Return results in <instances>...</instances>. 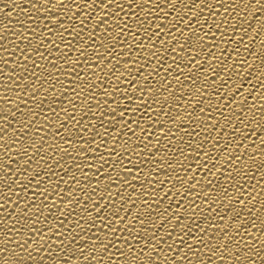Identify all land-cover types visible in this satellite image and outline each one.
<instances>
[{
  "label": "snow or ice",
  "instance_id": "6c2138e0",
  "mask_svg": "<svg viewBox=\"0 0 264 264\" xmlns=\"http://www.w3.org/2000/svg\"><path fill=\"white\" fill-rule=\"evenodd\" d=\"M31 9L22 47L0 21V245L16 236L18 264H264V0Z\"/></svg>",
  "mask_w": 264,
  "mask_h": 264
},
{
  "label": "bare ground",
  "instance_id": "6f19581e",
  "mask_svg": "<svg viewBox=\"0 0 264 264\" xmlns=\"http://www.w3.org/2000/svg\"><path fill=\"white\" fill-rule=\"evenodd\" d=\"M24 2H25V0H0V8H3V12L0 11V21H2L3 23H7L8 24V30L4 33V40L9 42L8 45H7L9 49H11L13 46H20V47L23 46V42L17 39V36H19L20 33H18L16 31V29L17 28H22V25L19 23V21L25 20L27 16H32V17H40L41 16V13L31 9V3H37V0H31L30 3H24ZM4 5H7L8 7H4ZM16 5H19V6L17 7ZM41 7H43V6H41ZM242 8H243V5L241 4V7L238 8L237 11L240 12ZM21 9H29V11L27 13H25V12H22ZM8 11H12L11 12V17H7V16L4 15V13H6ZM248 11H250V7H249ZM174 14H175L174 10H170L169 11V15L170 16L174 15ZM261 15L264 16V12H257L253 16L252 20L249 21V24L255 26L256 20ZM246 17H247V11H244L242 16H236V14L233 13L232 16L229 17V19L235 18V19L239 20V19H244ZM0 26H2V25H0ZM33 27H37V25L34 24ZM40 30L42 31L43 29H40ZM24 31L30 33L31 29H24ZM249 31H251V29H249ZM12 41L15 42V45H13V43H11ZM33 42H35V39L33 40ZM259 42H260V35L257 34L254 37V39H253V44L259 45ZM40 50L43 51L42 48ZM252 50L254 51L255 49H252ZM18 55H19V47L17 48V52L12 53V57L9 60V63H12ZM45 55H47V53H45ZM245 60H251V56H246ZM256 65H259V60L256 61V64L253 66V69L250 70V71L253 72V74H255V73H257L259 71V67H257ZM6 70L13 71V69H6ZM120 70L123 71L122 68ZM247 79H251V77H246V80ZM246 86H248V85H246ZM122 87H123V85H122ZM258 88H259V84L257 82L254 91L256 89H258ZM51 91H52V89L49 90V93ZM6 94L9 95L10 98H13L11 93H6ZM249 102H252L251 101V97H249ZM12 110L15 111V109H12ZM4 115H7V113H4ZM9 119H11L13 121V124H15V119L16 118L9 117ZM0 123H2V122H0ZM81 123H83V121H81ZM11 126L12 125H9V127H11ZM13 139H14V137H13ZM253 139H256V138L253 137ZM53 155H55V152H53ZM66 160H67V157H65V162H66ZM105 167H107V165H105ZM110 171H111V169H110ZM61 175H64V173L61 172ZM61 187H64V186L61 185ZM5 208L7 209V211L9 213L14 211L13 208H8V205H5ZM220 214L223 215V213H220ZM213 215H217V213H213ZM4 219H7V217H4ZM163 228H164V226H162L161 228L157 229V232L159 233L160 231H163ZM253 231H256V230L253 229ZM81 234L83 235V233H81ZM173 235H175V233H173ZM15 240H16V236L13 235L12 236V241H15ZM166 240H167V238L165 239V241H162L160 246H158L161 251L165 252V254H167L166 251H165V248H164ZM12 241H10L8 245H0V247H4V248L8 249V251L6 253H4V255L9 254V251L11 249H13V248H15V250L18 251V252L21 251V249L19 247H17ZM29 243H31V241H29ZM24 247L27 248V245H25ZM36 247H39V245L37 244ZM196 247H200V246H196ZM147 250L148 249H145V251H147ZM244 250H246V249H244ZM244 250H242V251H244ZM28 251L31 252V255L33 257H36V256H38L40 254H45L46 252L51 251V249H48L47 245L45 244L44 248H42L40 250V253H37V252L33 251L32 249H28ZM60 252H61L60 248H56L55 252H52V256L54 258H58L56 256V254L60 253ZM12 255H14L13 252H12ZM26 255H27L26 252H21V256H26ZM61 255H63V253H61ZM199 255L200 256H204L206 260H214L215 259L214 256H209L207 253H204V252H201ZM237 255H240V253H237ZM153 256H159V253H153ZM174 256H175V253L173 254V256H169V259H173ZM188 258L189 259H193V260L195 259L190 254H189ZM253 258L255 259V257H253ZM16 259L19 262L20 258L17 257ZM47 259H48V257H47V255H45V260H47ZM25 264H30V261H26ZM256 264H260V261L258 259H256Z\"/></svg>",
  "mask_w": 264,
  "mask_h": 264
},
{
  "label": "clouds",
  "instance_id": "9594fccd",
  "mask_svg": "<svg viewBox=\"0 0 264 264\" xmlns=\"http://www.w3.org/2000/svg\"><path fill=\"white\" fill-rule=\"evenodd\" d=\"M31 247V246H29ZM17 256L12 255V249L9 251V254L0 256V264H18ZM47 264V262H46Z\"/></svg>",
  "mask_w": 264,
  "mask_h": 264
}]
</instances>
